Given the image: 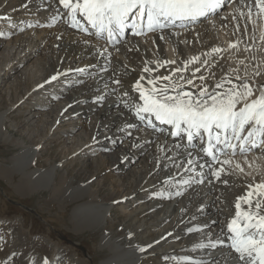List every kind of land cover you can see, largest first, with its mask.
Masks as SVG:
<instances>
[{"label":"bare ground","instance_id":"obj_1","mask_svg":"<svg viewBox=\"0 0 264 264\" xmlns=\"http://www.w3.org/2000/svg\"><path fill=\"white\" fill-rule=\"evenodd\" d=\"M228 1L234 9L233 14L225 17L218 14L209 23L204 21L194 30L187 29L186 34L182 33L184 29L170 28L150 35L147 43L129 40L111 48L94 37L70 28L63 21L65 17H70L68 10L63 9L58 0H0V33H3L0 35V49L4 47L0 54L4 70L0 72V78L9 75L11 80L5 82L9 83L8 88H13L27 84L28 79L33 77L32 86H25L22 98L26 112L23 119L21 116V119L17 118V123L38 126L42 122L40 132L30 131L27 138L13 137L6 117L14 110V104L0 111V140L19 148L10 165L11 174H20L18 188L25 196L48 190L50 197L61 206L73 204L71 217L78 231L107 227L112 223L107 222V216H112L114 210L120 208L125 221L120 234L125 233L128 241L124 244L110 236H103L101 246H106L111 255L100 264H141L146 253L149 254L146 260L157 255L164 258V264H197L199 261L208 264L209 250L194 247L199 242L207 243L208 235L213 240L224 241L222 246L211 252L213 258H220V264H239L234 250H230L231 233L227 225L238 211L246 213L255 210L254 206L249 208L245 200L246 193L250 191L248 185L264 181V147L259 152L260 157L235 155L219 160L229 161L223 166L227 174H222L220 181L212 178L205 167L204 183L197 184L196 180L201 179L197 175L199 168L196 172L186 170L187 153L191 151L198 164L206 161L195 149L183 147L176 138H168L164 142L162 137L154 136L150 127H146L147 132L142 131V121L136 117L134 110V105L139 103L138 93L132 89V85L142 76L145 87H149L148 79L168 76L167 81L157 80L156 86L179 84L193 93L197 87L224 92L232 86L242 90L240 85L246 80L254 86L258 95L260 85L264 84V74L260 73L264 69V56L258 55L250 47L247 49V45L253 38L264 35V14H258V9L252 7L251 16L248 15L249 6L255 0ZM49 34L53 45L62 50L61 58L52 65V68L59 70V76L56 81L37 88L38 84H43L49 78L44 73L50 69L48 63L51 62L34 66L31 60L39 57L38 51L43 47L41 44L36 47L37 41L47 43L46 36ZM85 41L88 43L85 44ZM109 53L110 62L107 59ZM86 66H90L87 72L75 71ZM175 69L180 71L176 72ZM102 71L109 72V75L105 77L100 73ZM181 76L184 79H180ZM201 76L204 77L203 81L199 79ZM113 79L121 81L118 87L112 84ZM187 79H193V84L187 85ZM205 80L208 84L202 85ZM77 81L86 82L74 88ZM218 83L222 85L220 89L215 87ZM105 85L109 91L112 87L117 88L111 100L103 105L112 109L108 107L97 111L100 103H94L93 98L102 95L97 90ZM19 104L17 107H20ZM64 109L67 111L64 112ZM110 113L112 117L108 118L106 114ZM128 125L136 127L128 128ZM129 131L131 136L128 135ZM34 134L41 140L44 138L45 142L51 139L59 140V145L63 142L62 147L69 151L71 159H60L48 168L39 165V162H43L39 157L49 152L41 142L34 143ZM176 144L181 147H175ZM104 149L113 152L106 154ZM169 157L177 161L185 158V162L177 168ZM77 159L80 160V168L77 174H72L73 168L70 166L72 160ZM136 160L138 163L135 164ZM104 164L113 167L122 177L121 182L112 185L111 195L102 199L97 198L101 193L93 182V176L95 172L99 173V168ZM90 165L96 170L92 172L88 168ZM220 166L219 162L215 165L216 168ZM190 176L193 177L190 188L179 183ZM169 177H172L171 182L165 183ZM223 180L228 183L224 184ZM181 189L184 191L182 196L169 198V192ZM240 197L244 199L239 201L238 210L235 205ZM201 225L209 227L203 231H188ZM139 236L141 240L138 242ZM22 242L8 243V255L13 254V257L6 256L8 259L0 261V264H37L46 256V251L51 250V245L46 243L42 246L32 240L26 244ZM147 245L152 247L147 251L140 250ZM3 246L0 242V252ZM63 253L64 250L60 255ZM33 257L39 259L34 262ZM48 257L50 264H54L56 255L50 252Z\"/></svg>","mask_w":264,"mask_h":264},{"label":"snow or ice","instance_id":"obj_2","mask_svg":"<svg viewBox=\"0 0 264 264\" xmlns=\"http://www.w3.org/2000/svg\"><path fill=\"white\" fill-rule=\"evenodd\" d=\"M58 2L63 9L68 10L67 14L71 16L74 26L78 27L76 20L79 16L96 29V36L106 33L108 41L111 42L115 35L125 30L130 18L133 21L130 25L131 29L135 30L136 35H139L145 30L143 23L145 17L148 31L163 30L168 27L169 23L174 24L176 21L207 18L209 14L220 10L226 0H58ZM252 7L258 9V14H264V0H255L254 4L249 6V16H251ZM87 43L88 41H85V44ZM107 59L109 62L111 61L110 53ZM88 67L90 66L78 68L75 71L84 73L87 72ZM144 71L147 72L148 69L145 68ZM175 71L179 72L180 69H175ZM196 71L199 72L200 69L197 68ZM58 76L59 74L50 76L43 84H38L37 88H43L45 84L56 81ZM143 79V76L140 77L132 85L133 91L138 93L139 103L134 105L137 118L141 121L147 120L153 130L155 128L152 125L151 117L163 124L171 125L174 130L170 132V135L180 137L181 133H184L186 142L189 144L196 138H199L201 142L205 141V137L207 138L208 147H203L202 152L211 158V162L206 161L198 164L197 158L193 157L191 152H188L186 157L188 172H196L197 167L199 168L197 175L201 179L196 180L197 184L204 183L202 178L205 176V167L209 169L211 177L216 181L222 179V174H227L224 172L223 166L227 165L229 161L220 162L218 157L227 155L229 150L235 154L237 147L241 153L264 147V85H260L258 95L254 86L246 80L240 85L242 90H237V86H232L224 92H211L206 88L197 87V91L193 93L184 90L183 86L179 84L171 87L168 84L163 87L156 86L157 80L167 81L169 80L168 76L148 79L149 87H145L142 83ZM180 79H184V77L181 76ZM199 79L203 81L204 77L201 76ZM120 83L119 79L112 80V84L117 87ZM229 83L232 82L229 81ZM186 84L192 85L193 79H187ZM105 87L108 86L105 85ZM215 87L220 89L222 85L218 83ZM116 90V87L110 89L112 92ZM124 95L127 96L128 93L125 92ZM104 99L103 95L97 96L93 98V102L100 103ZM238 105L240 106L237 107ZM63 111L66 112L67 109ZM127 127L136 126L128 125ZM131 134L129 131L128 135L131 136ZM233 141H238L239 144L237 145ZM175 147L180 148L181 145L176 144ZM177 155L179 156V153ZM169 159L173 160L177 168L185 162V158H181L180 161L173 157H169ZM218 162L221 166L216 168L215 165ZM192 179L193 177L190 176L188 180H181L179 183L190 188ZM171 180L172 177H169L164 182L168 183ZM208 182L212 183V180ZM223 183L227 184L228 181L223 180ZM248 188L250 191L246 193L245 203L249 208L254 206L255 210L246 213L238 211L237 215L228 223L227 228L231 233L230 250H234L239 264H264V206H262L264 181L250 184ZM183 194V189L169 192V198L173 195L182 196ZM159 195H163V193H159ZM253 196L256 197L255 200L252 199ZM242 199L244 197L238 198L235 205L238 210L240 209L239 201ZM114 203L119 202L114 201ZM200 208L202 210L203 205ZM207 227L209 225H201L195 229L190 228L188 231H203ZM161 239H165V237ZM155 243H159V241ZM223 243V240H213L211 235H208L207 243L199 242L194 247L209 250L208 264H220V258H213L211 252L222 246ZM151 247L152 245H147L140 250L147 251ZM37 264H50V262L47 257H44L37 261ZM197 264H203V261H199Z\"/></svg>","mask_w":264,"mask_h":264},{"label":"rangeland","instance_id":"obj_3","mask_svg":"<svg viewBox=\"0 0 264 264\" xmlns=\"http://www.w3.org/2000/svg\"><path fill=\"white\" fill-rule=\"evenodd\" d=\"M49 36L50 34L46 36L47 43H40L37 41L36 47L38 44L43 45V47L38 51L39 57L36 56L31 60V62L35 63L34 66L38 63H42L43 66L45 62H51L48 63V65L50 64V69L47 71L45 70L46 72L44 73L47 77L59 72V70H56L54 67L53 69L52 65L56 59L61 58L62 52L61 49H58L55 45H53L54 42L49 40ZM262 36L260 38H253L248 44L249 46L247 45V49L250 47L258 55L264 56V37ZM33 43H35V41ZM4 44H6V42ZM259 46H261V49L263 50H260ZM3 49L4 47L0 49V54ZM2 71H4L3 63L0 62V72ZM260 73L264 74V69H262ZM0 79V111L10 108L12 104H14V110L8 113L6 117L7 124L11 126V136L18 138H24L25 136L27 138V136L30 135V131L33 133L40 132L42 129V122L39 123L38 126L17 123V118L21 116L23 119V114L26 112L24 111L26 108L24 107V104H22V98L25 86L28 88L32 86L33 77L28 79L27 84H19L13 88H8L9 83L5 82L11 80L9 75H4L3 79ZM77 82L78 83L74 86V88L85 84L86 81H83V83H80V81ZM207 84L208 82L205 80L202 85ZM7 89H9L8 93ZM103 93L108 95L106 100H109L112 97L109 96L106 89ZM25 97L27 96L25 95ZM18 104L20 107H17ZM108 107L109 106L101 109L103 110ZM101 109H97V111H100ZM108 109L111 110L112 108L109 107ZM106 116L111 118L112 113L108 115L106 114ZM107 117L103 116L104 119H107ZM32 139H34V143L41 142V144H44L46 152H49V154L43 153V155L39 157V159L43 160L42 163L39 162V165L42 164L41 166L48 168L53 165L52 163L57 162L60 159H71H69V151L62 147L63 142L60 145L58 144L60 141L55 139L45 142L44 138L41 140L39 136H36L35 134L32 135ZM27 141L31 143L30 140L27 139ZM122 141L124 140H121L120 142ZM56 143L57 145L55 146ZM53 148L55 151H52ZM18 150L19 148L12 143L0 140V242L1 244H4L0 252V261L11 258L13 255H8V243L15 244V242L21 243L23 241L22 243L26 244V242H30L32 240L34 242L41 243L42 246L43 243L51 245V250L46 251V256H44L49 259L50 263L51 261L48 256L50 252H53L54 255H56V258H54L55 262H53L54 264H100L102 260L111 255V252L106 246H101L103 236H110L111 239L124 244L128 241V238L124 235L125 233L120 234L125 221H123L122 216L124 214L121 213L119 207L114 210L112 216H107V222L112 221V223L107 224V227L102 226L91 230L87 229L78 231L71 217L73 204L68 205L67 207H65L64 204L61 206L59 202L54 201L50 197L51 193L48 190H41L27 196L22 194L21 189L18 188V185H20V174L13 173L12 175L10 170L13 156L18 152ZM103 152L109 154L113 151L104 149ZM72 163V166H70L73 168L72 174H77V171L80 168V160H72ZM136 163H138V160L135 161V164ZM88 168H90L92 172L96 170L93 165H90ZM99 170V173L95 172L93 176L94 178L92 177L94 179V184L98 187V191L101 193L100 197L97 198H108L113 192L112 187L116 186L118 182H121L120 180L122 176L113 167H109L108 164H104L99 168ZM124 181L125 180L123 179V182ZM23 231L25 234H23ZM137 238L139 239H137L139 242L141 237L139 236ZM63 250L64 253L60 255V252L62 253ZM6 256H8V258ZM151 257H153L151 260H145V263L143 264H164V261L162 262L164 258L158 257L157 255H152ZM33 258L35 259L34 262L39 259L38 257ZM20 260L21 259H16V261Z\"/></svg>","mask_w":264,"mask_h":264}]
</instances>
